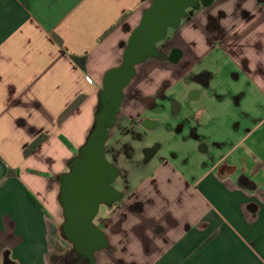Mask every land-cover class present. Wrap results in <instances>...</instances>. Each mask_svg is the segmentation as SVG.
<instances>
[{"label":"crops","instance_id":"obj_1","mask_svg":"<svg viewBox=\"0 0 264 264\" xmlns=\"http://www.w3.org/2000/svg\"><path fill=\"white\" fill-rule=\"evenodd\" d=\"M154 1L0 0V264H51L58 253L61 180L96 124L107 74L123 65ZM188 14L121 91L104 153L124 185L93 220L104 244L92 264H264V0H213ZM214 54L242 89L218 94L204 67ZM74 57L86 58L84 69ZM226 98L230 131L216 139L205 129L221 121ZM163 130L194 143L195 174L148 137ZM127 158L136 170H124Z\"/></svg>","mask_w":264,"mask_h":264},{"label":"water","instance_id":"obj_2","mask_svg":"<svg viewBox=\"0 0 264 264\" xmlns=\"http://www.w3.org/2000/svg\"><path fill=\"white\" fill-rule=\"evenodd\" d=\"M197 0H155L145 12L140 25L134 30L128 43L123 65L107 74L104 81L102 106L96 124L79 155L72 163V169L61 180L60 201L64 211V228L71 240L86 253L98 250L104 244L101 232L93 220L101 204L113 197V189L104 185L110 168L104 157L107 132L104 125L112 121L116 94L132 78L134 67L147 56L155 54V45L164 38L169 27H175L183 10Z\"/></svg>","mask_w":264,"mask_h":264},{"label":"rangeland","instance_id":"obj_3","mask_svg":"<svg viewBox=\"0 0 264 264\" xmlns=\"http://www.w3.org/2000/svg\"><path fill=\"white\" fill-rule=\"evenodd\" d=\"M206 2L207 0H197L196 3L187 7L186 10L187 12H190L191 9L196 8L197 6L204 4ZM226 63L227 62L225 60L219 58L216 54H214L213 57L211 56L209 59L205 61L206 66L204 65V67L208 68L209 70H212V72L216 74L214 80L215 82L214 88H217L216 90L218 94H221L222 96H228L230 90H237L243 88L242 82L235 83L231 78L227 76L225 72L219 73L218 70L224 69ZM254 95L252 96V99H255L254 97H256V95L255 96ZM256 99H259V97L257 96ZM233 108H234L233 100L231 98H226L224 102H222V104L218 106V108L216 107V110L218 111V115H220L221 117V121L211 128L208 126L205 129V132L209 134L211 137H214L216 139L221 138L224 135V133L229 132L230 131L229 127L224 124L222 118L223 117L228 118V116L233 117V113H232ZM110 128L111 127L107 128L108 134L109 131L111 130ZM148 137L152 138L153 139L152 141H159L162 143L164 147L162 150V154H164L167 158H173L169 154L171 152L178 153L179 155L178 159L177 161H173L172 162L173 164L181 165V166L187 165L188 166L187 170L189 171V173L192 174H195L197 170H199L198 164L201 161L202 157L199 154H197L196 146L194 145V143H188L186 141L184 142L182 141V139H180V137H172L167 133V130L159 131L156 132L155 134L149 133ZM136 162L137 161L133 160L132 158H127L125 159V162L122 164V166L125 165L124 170L128 172L131 170H136L135 167L137 164ZM116 170L117 169L114 168L112 176L111 177L109 176L106 179L107 185L109 184L113 190H119L124 185V179L122 180L121 178L122 176L119 177V171L117 175ZM178 174L182 177L181 173ZM108 207L109 206L102 204L100 209L101 212L99 213V218L103 216L104 210ZM57 239L60 242L57 250L58 252L57 254L59 255L60 258L57 260L56 264H72L71 262H69L71 261V259H69V257L71 256L70 253L72 252L71 247L70 244H68L64 235L61 233V231L60 232L58 231Z\"/></svg>","mask_w":264,"mask_h":264},{"label":"flooded vegetation","instance_id":"obj_4","mask_svg":"<svg viewBox=\"0 0 264 264\" xmlns=\"http://www.w3.org/2000/svg\"><path fill=\"white\" fill-rule=\"evenodd\" d=\"M212 2H213V0H207L206 3L201 4V5H203V6H210L212 4ZM201 5H199V6H201ZM199 6H197L196 8H198ZM186 9H187V7L183 10V14L181 15L180 19H184V18H186L188 20L190 19V16H189V14H188V12H187ZM166 43L167 42L164 43V46L166 45ZM162 48H164V47H162ZM162 48L157 49L155 51V54H153L152 56H147L146 58H148V57L149 58H158V57H160L159 51L162 50ZM179 56H180L179 51L176 50V49H173L171 51L170 59H174V60L176 59L177 60V59H179ZM102 98H103V96H101V101L100 102H101V108L103 109L104 106H102V100H103ZM120 98H121V95L118 96V93H117L116 94V102H115V104L114 105H111L110 103H107L108 106L113 107V112L111 113V115H112V121L110 123L104 125L105 132H107V128L113 126L114 123H115V116H116V114L118 112L119 104L121 102L120 101ZM93 129H94V127H93ZM146 152H147V154H149V151H146ZM104 157H105V153H104ZM105 160H106V162H107V164L109 165V168H110V173L107 176H110L111 177L112 174H113L114 166L111 163V161H108V159L106 157H105ZM107 178L108 177H105V179H104V182H103L104 185L107 184L106 183V179ZM107 186H108V188H111V186L109 184ZM113 191H114L113 197H109V199H107L106 202H105L107 204H104V205L112 206V204L114 203V201L119 197L118 193H116L115 190H113ZM101 206H102V204L100 205V208H101ZM64 224H65V221H64ZM64 224H63V226L61 228V233L64 235V237L66 238L67 242L70 244L71 251H72L70 253L71 256L69 257V259H71V261H69V262H71L72 264H92V260H91V256L89 255V252L86 253V250L79 249L75 245V243L73 242V240H71V238H69V236L67 235V233L65 231V228H64Z\"/></svg>","mask_w":264,"mask_h":264},{"label":"trees","instance_id":"obj_5","mask_svg":"<svg viewBox=\"0 0 264 264\" xmlns=\"http://www.w3.org/2000/svg\"><path fill=\"white\" fill-rule=\"evenodd\" d=\"M125 17L121 18L119 20V22L117 24H115V26H112L111 28H109L100 38V40H102L104 37H106L108 34H110L114 28L116 27V25L120 24L121 22H123ZM58 40V39H57ZM59 41V40H58ZM74 62L81 68L84 69L85 68V62H86V58L82 57V58H73ZM84 97L80 96L78 97L59 117L58 119V123L60 124L61 122H63L71 113H73L79 106L80 104L83 102ZM43 141V137H39L38 139H36L24 152V155L27 156L31 151H33L37 146H39L41 144V142ZM69 146V145H68ZM70 147V146H69ZM17 175V174H16ZM15 176V174L9 170L7 177H13ZM29 198L31 199V201L36 204L38 207H40L36 200L34 199V197H32L31 194H28ZM59 255L54 254L50 257L51 260V264H56L57 260L59 259Z\"/></svg>","mask_w":264,"mask_h":264}]
</instances>
